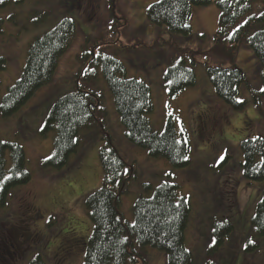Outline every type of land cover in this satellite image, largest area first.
I'll list each match as a JSON object with an SVG mask.
<instances>
[{"label":"rangeland","instance_id":"obj_1","mask_svg":"<svg viewBox=\"0 0 264 264\" xmlns=\"http://www.w3.org/2000/svg\"><path fill=\"white\" fill-rule=\"evenodd\" d=\"M109 1L3 0L0 58L5 59V65L0 70V100L19 77L27 46L34 38L54 29L64 18L75 22L77 35L60 58L51 83L39 89L11 117L0 116V139L22 146L25 168L31 177L27 184L11 190L7 206L0 209V229L6 227L5 235L0 234V243L11 240L15 247L20 246L17 264H30L36 257L46 264H83L84 246L93 228L85 201L100 189L99 148L107 142L96 130L82 132L78 151L68 164L60 170L47 169L42 162L53 152L54 133L42 136L40 131L53 104L73 90L76 73L82 68L80 54L88 43L86 48L95 54L102 52L120 61L128 78L149 86L154 105L149 116L153 130H164L171 117L189 145L190 165L183 169H173L163 158L150 157L146 150L126 139L100 70L95 80L86 82L89 90L102 97L104 126L113 147L134 169L135 179L120 198L124 220L133 224L135 202L140 195H151L143 192V185L155 188L166 182L175 184L178 194L187 198L191 206L185 247L192 254V264H264V237L256 239L257 249L245 250L264 181L248 182L243 178L241 152L243 141L264 138V95L258 94L263 89L258 60L242 42L235 65L243 71L247 86L239 87L238 100L244 106L235 111L216 97L206 73L207 66L227 68L231 64L223 48H212L219 21L214 3L193 8L191 34L183 37L148 21L146 9L158 0H114L113 17ZM262 11L264 0L255 1L241 24ZM37 12H44L46 20L41 22ZM259 27L264 29V25ZM257 29L254 25L251 33ZM176 47L198 52L194 67L197 85L170 99L163 74ZM213 220L229 222L232 227L230 236L218 248L214 245ZM135 248L144 259H135L133 264H168L163 252L150 247L141 250L137 244ZM5 257L7 260L0 264H12Z\"/></svg>","mask_w":264,"mask_h":264},{"label":"trees","instance_id":"obj_2","mask_svg":"<svg viewBox=\"0 0 264 264\" xmlns=\"http://www.w3.org/2000/svg\"><path fill=\"white\" fill-rule=\"evenodd\" d=\"M113 1H109L112 3V17ZM255 1L258 0H158L146 9V17L151 24L166 27L169 32L186 37L191 34L189 21L192 9L213 3L216 5L219 21L212 48H223V54L230 57L231 64L227 68L207 66L206 73L216 97L235 111L244 106L238 100L239 87L242 84L247 86L243 71L235 65L237 51L244 41L260 65L263 89L258 94L264 95V29L259 27L264 25V11L256 17H248L241 24ZM3 5L0 4V7ZM37 14H41V22L46 20L44 12ZM254 25L259 29L251 33ZM76 35L75 22L64 18L54 29L28 44L25 64L19 77L1 97L2 118L11 117L39 89L51 83L60 58ZM86 38L94 40L93 37ZM86 47L83 46L80 54L82 68L76 73L73 90L53 104L40 131L42 136L54 133L53 152L42 162V167L47 169L60 170L68 164L70 157L78 151V138L82 132L96 130L102 134L101 140L107 142L99 148L102 172L100 189L85 201L93 228L84 246L83 264H133L135 259H144L139 250L135 251L136 244L141 250L150 247L163 252L168 264H192V254L185 247L191 206L187 198L178 194L177 185L168 182L155 188L143 185V192H151V195H140L135 202L133 224L122 217L120 198L135 179L134 169L113 147L104 126L106 111L102 97L89 90L86 82L95 80L100 70L128 142L143 148L152 158H163L173 169L190 165L185 134L177 128L171 117L165 122L164 130H153L149 116L154 111V105L149 86L143 81L128 78L125 66L117 59L102 52L95 54ZM187 51L186 48L176 47L163 74V84L170 99L197 85L194 67L198 52ZM4 65L5 59L0 58V70ZM81 80L84 83H80ZM241 152L243 178L248 182L264 181V138L243 141ZM25 164L22 146L0 139V209L7 206L12 189L31 180ZM250 222L252 236L247 240L246 252L257 249L256 239L264 237V191ZM212 228L214 245L218 248L230 236L232 227L229 222L217 223L213 220ZM77 240L84 244L81 238ZM30 264L46 263L36 257Z\"/></svg>","mask_w":264,"mask_h":264},{"label":"flooded vegetation","instance_id":"obj_3","mask_svg":"<svg viewBox=\"0 0 264 264\" xmlns=\"http://www.w3.org/2000/svg\"><path fill=\"white\" fill-rule=\"evenodd\" d=\"M5 233H6L5 227L0 229V234L5 235ZM19 233H21V232H19ZM21 234H23V233H21ZM34 235L37 236V232H35ZM19 249H20V246L15 247L11 240L8 241V243L5 241H2L0 243V261L7 260L5 256H8V258L11 259L12 264H17L20 260V257H21ZM11 251H12V253H11ZM14 256H15V258H14Z\"/></svg>","mask_w":264,"mask_h":264},{"label":"snow or ice","instance_id":"obj_4","mask_svg":"<svg viewBox=\"0 0 264 264\" xmlns=\"http://www.w3.org/2000/svg\"><path fill=\"white\" fill-rule=\"evenodd\" d=\"M0 3H3V0H0Z\"/></svg>","mask_w":264,"mask_h":264}]
</instances>
